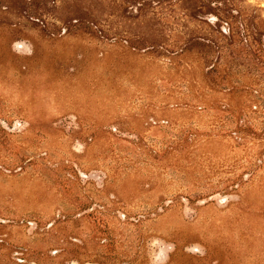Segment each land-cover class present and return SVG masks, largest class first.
<instances>
[{"label": "rangeland", "instance_id": "374dc122", "mask_svg": "<svg viewBox=\"0 0 264 264\" xmlns=\"http://www.w3.org/2000/svg\"><path fill=\"white\" fill-rule=\"evenodd\" d=\"M0 264H264V0H0Z\"/></svg>", "mask_w": 264, "mask_h": 264}]
</instances>
